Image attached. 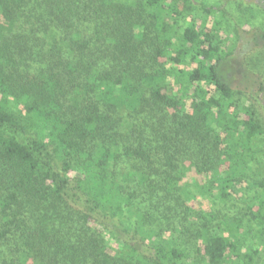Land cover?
<instances>
[{
  "label": "trees",
  "instance_id": "trees-1",
  "mask_svg": "<svg viewBox=\"0 0 264 264\" xmlns=\"http://www.w3.org/2000/svg\"><path fill=\"white\" fill-rule=\"evenodd\" d=\"M143 1L0 0V264H255L264 254L241 257L234 219L211 231L203 217L185 242L146 209L185 201L191 167L206 179L200 192L225 201L258 159L262 126L237 110L217 28L181 24L198 0ZM17 20L46 50L26 57L1 42Z\"/></svg>",
  "mask_w": 264,
  "mask_h": 264
},
{
  "label": "rangeland",
  "instance_id": "rangeland-1",
  "mask_svg": "<svg viewBox=\"0 0 264 264\" xmlns=\"http://www.w3.org/2000/svg\"><path fill=\"white\" fill-rule=\"evenodd\" d=\"M122 3L141 5L143 0H118ZM216 7L217 12L213 15H207L201 5ZM197 8L184 15L182 25L186 26L189 21H193L200 28H217L219 36L223 40L222 47L228 51L227 71L229 82L234 92V103L238 106L237 110L243 114V108L253 112L255 120L262 126V133L255 140L257 149L260 151L258 159L250 164L245 181L236 188L225 201L215 198L210 194L201 193L200 185L206 179L196 172L194 167L187 171L182 177L185 193V201L175 200L172 197L167 200L158 198L153 201L147 200L146 209L154 213L155 226L166 234L173 233L174 236L183 239L185 242H193V237L198 229L201 228V219L210 220L209 227L211 231L225 230L223 223L225 219H234L239 224L237 230L238 249L241 257L245 253L253 254L254 249L264 247L263 236L261 234L262 226L259 219L254 220L252 213H258L257 206H251L252 201L258 204L256 196L261 191L257 183L264 182V1L263 0H198ZM182 9V7L180 6ZM148 18V16H147ZM149 19V18H148ZM14 22L10 27L2 32L1 42L8 45H18V52L31 51L30 54L23 56H33L32 50L43 51L41 47L44 43L33 46L35 40L30 41V32L33 25L25 22ZM1 20L0 23H3ZM15 25V23H17ZM22 25V26H21ZM21 27V29H19ZM27 33V35H25ZM28 40H26V39ZM26 41V42H24ZM23 42V43H22ZM166 60V59H165ZM171 65L168 63L167 67ZM26 70V69H25ZM31 75V70H27ZM124 168L129 170L131 164L125 163ZM191 193V194H190ZM146 197V195H144ZM175 194L174 197H177ZM180 201L182 203L177 204ZM186 203V204H185ZM188 206L190 210H187ZM231 221V220H230ZM222 232V231H220ZM192 257L195 256V246L189 245ZM0 251L7 253L5 246L0 245ZM259 263L264 264V254L257 255ZM200 264L199 261L190 260L189 264ZM227 264H244L241 258L232 256Z\"/></svg>",
  "mask_w": 264,
  "mask_h": 264
}]
</instances>
